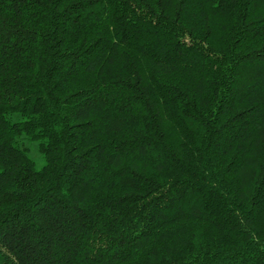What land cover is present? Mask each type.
<instances>
[{"label": "trees", "instance_id": "1", "mask_svg": "<svg viewBox=\"0 0 264 264\" xmlns=\"http://www.w3.org/2000/svg\"><path fill=\"white\" fill-rule=\"evenodd\" d=\"M0 264H264V0H0Z\"/></svg>", "mask_w": 264, "mask_h": 264}, {"label": "rangeland", "instance_id": "2", "mask_svg": "<svg viewBox=\"0 0 264 264\" xmlns=\"http://www.w3.org/2000/svg\"><path fill=\"white\" fill-rule=\"evenodd\" d=\"M20 144H21V146H23V147L28 149L29 156L34 161V163L36 165V168L38 170L43 169L45 164H46V162H45L44 157L39 152L38 144L35 143V142H30L29 140H27L26 137H22L20 139Z\"/></svg>", "mask_w": 264, "mask_h": 264}]
</instances>
